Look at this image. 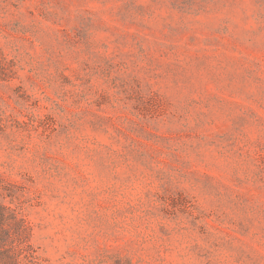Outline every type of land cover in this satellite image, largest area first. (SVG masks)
<instances>
[{
    "label": "rangeland",
    "instance_id": "obj_1",
    "mask_svg": "<svg viewBox=\"0 0 264 264\" xmlns=\"http://www.w3.org/2000/svg\"><path fill=\"white\" fill-rule=\"evenodd\" d=\"M0 203L43 264H264V0H0Z\"/></svg>",
    "mask_w": 264,
    "mask_h": 264
},
{
    "label": "trees",
    "instance_id": "obj_2",
    "mask_svg": "<svg viewBox=\"0 0 264 264\" xmlns=\"http://www.w3.org/2000/svg\"><path fill=\"white\" fill-rule=\"evenodd\" d=\"M0 264H43L20 206L0 203Z\"/></svg>",
    "mask_w": 264,
    "mask_h": 264
}]
</instances>
